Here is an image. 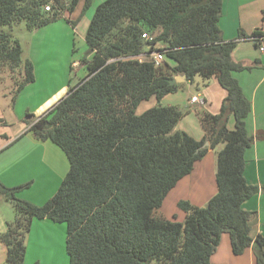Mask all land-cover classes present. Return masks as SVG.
I'll use <instances>...</instances> for the list:
<instances>
[{
  "label": "trees",
  "instance_id": "trees-1",
  "mask_svg": "<svg viewBox=\"0 0 264 264\" xmlns=\"http://www.w3.org/2000/svg\"><path fill=\"white\" fill-rule=\"evenodd\" d=\"M78 2L0 0V28L24 22L34 31L73 12ZM222 8L223 0H106L97 7L85 37L92 55L80 58L86 74L76 84L71 79L67 95L47 114L27 122V133L65 154L68 173L42 206L17 196L31 183L10 188L0 182V195L16 211L0 234L7 263L25 264L32 223L47 219L66 224L69 264H213L224 234L233 254L252 247L257 264H264V238L251 235L253 213L242 207L259 192L244 176L245 152L255 141L246 124L252 106L234 77L250 68L232 57L238 42L264 32H241L237 41L225 42ZM144 33L152 40H144ZM157 46L165 49L159 66L149 57ZM77 51L74 44L73 54ZM22 53L19 40L0 30V70L8 67L15 80L14 100L35 81L34 65L23 64ZM142 56L148 57L140 61ZM176 76L186 83L215 77L227 91L220 113L199 114L202 140L176 130L186 115L178 106L160 104L184 87L170 84ZM152 98L158 105L137 114ZM231 116L234 129L228 127ZM0 126H7L1 117ZM221 144L216 195L205 207L180 201L183 222L161 215L168 194Z\"/></svg>",
  "mask_w": 264,
  "mask_h": 264
},
{
  "label": "crops",
  "instance_id": "crops-1",
  "mask_svg": "<svg viewBox=\"0 0 264 264\" xmlns=\"http://www.w3.org/2000/svg\"><path fill=\"white\" fill-rule=\"evenodd\" d=\"M84 1L79 0L73 12L63 13V17L69 19L68 24L70 23V26L64 20H61V23H65L62 24L65 33V39H62L64 44L63 53L72 54L70 58L73 64L76 62V53L79 50L77 48L78 51L73 54V47L76 42L73 40V44L70 45L69 43H72L71 38L74 34H78L85 40L88 27L97 7L106 0H93L86 13L83 12L84 9L81 7V3ZM71 22L74 23V26ZM263 26L264 0H223L219 27L225 42L237 41L241 32L246 36H250L257 29H263ZM45 27L32 31V37L37 38L38 35L40 36L41 29ZM47 32L48 34L57 33ZM56 38L52 37L51 41ZM48 39L50 40L49 37ZM57 39L58 41L61 40ZM262 45L264 46V41ZM59 52L62 53L61 50ZM40 53L42 54L41 61H38L39 53L29 59L34 65L35 81L27 85L12 104V117L16 121H23L24 113L33 115L35 110H37L36 117L41 116L44 111L43 114L45 115L48 110H51L67 95L68 88L64 84L63 87L60 84L56 88V83H54V73L59 66L48 62L45 49ZM232 57L235 62L250 68V70L234 73V77L239 82L252 106L246 124L249 134L255 137V141L245 152L244 176L249 185L259 189V192L245 201L242 207L245 211L253 213L251 235L256 237L260 234L264 238V191H262L264 187V52L260 51L259 46L256 47L255 41L245 39L237 43ZM196 82L197 86L194 89L193 82L186 83L185 80L183 88L165 96L160 104L163 106H178L179 108L180 105H185L189 115H185L180 121L181 124L185 122V126L179 131L188 133L196 140H202L205 133L199 114L201 111L213 115L220 113L221 106L227 97V91L215 77L210 80H204L200 77ZM38 93H41V98L38 97V101L34 102L32 98ZM197 95L204 100V104L191 103V98ZM153 99L155 98L150 100ZM156 103L158 105L157 101ZM0 117L4 119L1 107ZM189 119L191 120L188 121ZM180 122L178 126L181 125ZM29 127L26 124V128L15 133L9 126H0V163H2L0 166V182L10 188L31 183L28 188L18 193L17 196L22 200L40 206L56 194L69 171V163L65 154L62 156L58 152V147L55 144L38 141L32 134L27 133ZM228 127L234 129V118L232 116L229 118ZM223 147L224 145L221 144L218 147L219 150L218 148H210L207 154L195 163L192 173L181 179L166 197L160 209L161 215L167 219L173 216L172 220L176 218V220H182L179 222H183L185 213L178 207L180 201H189L197 207L206 206L208 201L217 193L216 157ZM8 223H10L8 216H0V234L6 231ZM57 224L47 219H35L33 221L27 239L26 261L29 252L33 255L37 252L45 254L46 264H49V260L52 261L51 264H55L54 260L58 251L62 252V246L58 249L55 248L56 238L54 234L57 231L55 228ZM61 232L65 234V229L62 228ZM50 233H52L51 239L49 237ZM6 257L7 246L0 240V264H7ZM211 261L213 264H257L252 247L243 255L236 256L233 254L228 234L222 236L219 248Z\"/></svg>",
  "mask_w": 264,
  "mask_h": 264
},
{
  "label": "rangeland",
  "instance_id": "rangeland-1",
  "mask_svg": "<svg viewBox=\"0 0 264 264\" xmlns=\"http://www.w3.org/2000/svg\"><path fill=\"white\" fill-rule=\"evenodd\" d=\"M91 2H93V0ZM86 3H87V0H85L84 2L81 3L82 9L86 8L85 7ZM86 11H85V13H86ZM61 20H64V22L66 24H68V22H69V19L63 17V15H62L61 18H59L57 21L53 22V24L51 23V25L50 24H49V26L47 25L48 27L41 29L40 36L38 35L37 38L32 37V31H29L26 28V25L24 22H22L20 24H16L12 27L4 26V27L0 28V30L5 32V33H9V34L13 35L14 38L19 40L22 51H23V53H22V63L23 64L25 63L26 60L31 59V56L33 57V56L37 55L38 53H39L38 61H41L42 54L40 52L45 49V51H47L48 62L54 63V65L59 66L58 70L55 71V73H54V83H56V88L60 84H61V87H63V84H64L65 87L69 89V85H70L69 83L71 82L72 78H73L72 82L74 84H76L79 81V79L82 78L86 73L85 68L80 63V58L81 57H90L92 55V51L88 47V45L85 43L86 41L84 40V38L81 35L74 34V36L71 38L72 43L70 42L69 44L72 45L73 40H74L76 42V46H77L79 51L77 52V57L75 60L76 62H75V64H73V61H71V58H70V57H72V54H68L67 52L63 53L64 44H63L62 39H65L64 38L65 33L63 31V27H62L63 25L62 24H65V23H61ZM47 31L57 32V33L56 34L55 33H49L48 34ZM48 37L50 38V40L48 39ZM52 37H57L61 40L58 41V39L56 38L53 41H51ZM60 50L62 51V53L59 52ZM10 74H11V72H10L8 67H3V69L0 70V107H1V111L3 112L4 121L8 124L7 126H9V128L12 129V131L16 133V132H18V130L26 128V124L28 125L27 122H33V121L37 120L38 118H40L42 115H44L43 113H45V111L42 112L41 116H39V117H36L37 116L36 115L37 110L34 111V114L31 117L24 113L23 114L24 119H23V121L21 120L22 122L16 121L12 117L11 107H12V104H14L15 100L18 98V96L15 98V100L13 99L16 86L13 84V82L15 80L13 79L14 81L12 82V80L9 79L8 76ZM199 79H200V76L195 77V79L193 81V88L194 89L197 86L196 81ZM37 95H34L32 98V100H34V102L38 101V97L41 98V93L40 94L38 93ZM45 96H47V95H45ZM52 101L53 100L51 99V102ZM156 104L157 103H156L155 99L150 100V101H144L141 104V106L139 107V109L137 110V114H142L143 112L150 109V107H152ZM180 110L183 113H186V115H189V113H188L189 111L185 108V105H180ZM48 111L46 112V114L48 113ZM202 113H203V111H201L200 114H202ZM191 119H192V117H191ZM191 119H189L188 121H190ZM180 124H181V122H180ZM194 125H196V124H194ZM183 126H185V122H182V124L176 128H177V130H180ZM219 149L220 148H218V150ZM57 150H58V152H60V154H62V156H64V153L59 148H57ZM14 160L15 159L13 158V161ZM1 165H2V163H0V166ZM20 192H18V193H20ZM45 203H43V205ZM40 206H42V205H40ZM159 213H161V212L159 211ZM0 216L1 217H7L8 216V221H10V222L14 221L15 217H16L15 207L12 204V202L7 201L1 195H0ZM170 219L172 220L173 216ZM178 221H182V220H178ZM55 228L57 229V231L54 234V236L56 238L55 248L58 249L59 247L61 248V246H62V252L58 251L57 257H55V260H54L55 264H69V259H68V255L66 252V224H57V227H55ZM62 228L65 229V234L63 232H61ZM28 237H29V235H28ZM49 237H50V239L52 238V233L49 234ZM48 262H49V264L52 263V261H50V260ZM7 264H9V263H7ZM25 264H46L45 254L35 252V254L33 255L29 252L27 261L25 259Z\"/></svg>",
  "mask_w": 264,
  "mask_h": 264
},
{
  "label": "built area",
  "instance_id": "built-area-1",
  "mask_svg": "<svg viewBox=\"0 0 264 264\" xmlns=\"http://www.w3.org/2000/svg\"><path fill=\"white\" fill-rule=\"evenodd\" d=\"M45 10L48 11V12L51 11V4L46 5L45 6ZM263 32H264V29H263ZM142 37H143L144 40H148V41L152 40V36L149 33H144L142 35ZM252 40L255 41V42L258 41V40H261V44L259 45V49H260L261 52H264V46L262 45L263 41H264V36L263 37H258V38L256 37L255 39L253 38ZM164 52H165V49L163 47L157 46L156 49H154L151 52L149 57L151 58L152 61L155 62V64L157 66H159V65L164 63V57H165ZM146 57H148V56H142L140 58V61H144L146 59ZM191 103L192 104H195V103L204 104V100H202L199 97V95H197V96H194V97L191 98Z\"/></svg>",
  "mask_w": 264,
  "mask_h": 264
},
{
  "label": "water",
  "instance_id": "water-1",
  "mask_svg": "<svg viewBox=\"0 0 264 264\" xmlns=\"http://www.w3.org/2000/svg\"><path fill=\"white\" fill-rule=\"evenodd\" d=\"M186 80V78L184 76H177L173 79L170 80V84H177V83H183ZM209 145L208 142L205 143V147H207Z\"/></svg>",
  "mask_w": 264,
  "mask_h": 264
}]
</instances>
